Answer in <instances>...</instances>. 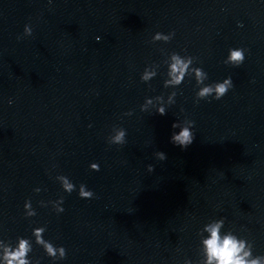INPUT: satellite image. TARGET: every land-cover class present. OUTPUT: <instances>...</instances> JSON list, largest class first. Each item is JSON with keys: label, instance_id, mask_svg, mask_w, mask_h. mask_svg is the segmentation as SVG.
I'll list each match as a JSON object with an SVG mask.
<instances>
[{"label": "clouds", "instance_id": "9594fccd", "mask_svg": "<svg viewBox=\"0 0 264 264\" xmlns=\"http://www.w3.org/2000/svg\"><path fill=\"white\" fill-rule=\"evenodd\" d=\"M52 0H49L51 3ZM32 34V28L30 25H25L24 35L30 36ZM174 33L163 34L157 32L153 35L152 41H160L163 40L165 43L169 42ZM19 39V37H18ZM100 38L97 37V40ZM185 57V56H183ZM178 53H171V61L172 63L168 65V75L171 79H167L164 81V87L167 88L169 85L173 86V88L178 87L184 82L186 77V73L189 70L190 65L193 64L194 58L192 56H186L184 59ZM245 59V50L242 48L229 49V55L227 59L224 61L225 64H230L232 66H240ZM194 72V79L196 82V86L198 91H196V101L207 99L208 97H212L214 100L222 99L227 92L233 87V82L231 77L225 78L222 82H215L212 84H205V81L208 79L207 73L200 67L192 68ZM157 74L152 71H148L146 68L141 75L142 82L151 81ZM176 96V92H172L168 96V105L175 103L174 97ZM161 97L157 96V99ZM12 101L9 100V104ZM151 98H146L145 103L141 105V111H148L147 105L151 104ZM156 113L159 115H166V107L161 104L156 108ZM132 113H126V115H131ZM194 121L185 120L182 123L176 122L173 123V129H179L178 132H173L171 136V142L174 145L181 147L182 149L187 148L189 145L193 143L195 138V134L193 132ZM184 125V126H182ZM113 135L108 138L109 144L115 145H123L126 143V130L123 128H114ZM157 159L164 161L167 159V156L164 152L158 151L155 153ZM90 169L92 171H99V165L97 163H91ZM148 171H154V167L152 165L148 166ZM56 179L60 182L62 189L71 194L76 186L69 180L68 177L64 175H59ZM35 191L39 192L40 189H35ZM78 195L82 199H92L94 197V192L92 190H88L84 184L79 186ZM64 198L60 197L56 201H50L53 204V208L57 213H62L64 208L62 207ZM25 210H27L28 216L36 215L35 211L32 209L31 201H26L24 204ZM224 220L221 219L214 225H212L208 231H210V238L204 241V244L207 249L208 255V264H212L215 261V264H261V258L257 257L255 259H249L252 255L251 250L245 251L246 241L237 238L235 235L229 233L225 235L222 239L219 235V230L223 225ZM44 228H35L33 229V234L36 236L37 244L42 245L46 254L53 258L54 260L57 258V253H59V259H64L66 257V250L64 247H54L50 241H46L43 239ZM32 250L31 245L29 244L28 239L19 238L18 247L15 250L5 252V260L6 264H31V261L28 258V253Z\"/></svg>", "mask_w": 264, "mask_h": 264}]
</instances>
